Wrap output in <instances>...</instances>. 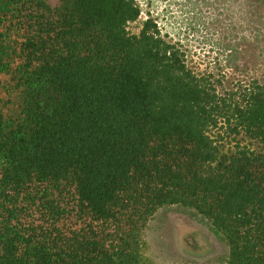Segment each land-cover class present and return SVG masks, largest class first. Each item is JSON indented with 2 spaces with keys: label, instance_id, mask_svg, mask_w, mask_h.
<instances>
[{
  "label": "trees",
  "instance_id": "16d2710c",
  "mask_svg": "<svg viewBox=\"0 0 264 264\" xmlns=\"http://www.w3.org/2000/svg\"><path fill=\"white\" fill-rule=\"evenodd\" d=\"M58 1L0 0V264H152L171 205L264 264V79L219 91L151 19L128 31L134 0Z\"/></svg>",
  "mask_w": 264,
  "mask_h": 264
},
{
  "label": "rangeland",
  "instance_id": "374dc122",
  "mask_svg": "<svg viewBox=\"0 0 264 264\" xmlns=\"http://www.w3.org/2000/svg\"><path fill=\"white\" fill-rule=\"evenodd\" d=\"M50 7L58 0H44ZM140 14L128 25L138 34L146 19L184 53L186 65L230 90L264 79L263 0H134ZM0 82L8 83L6 76ZM221 83V84H220ZM3 101L13 95L0 90ZM13 107L12 104L7 105ZM152 264H226L227 248L210 223L179 205L158 209L143 235Z\"/></svg>",
  "mask_w": 264,
  "mask_h": 264
}]
</instances>
